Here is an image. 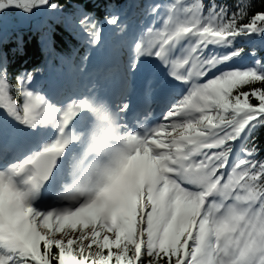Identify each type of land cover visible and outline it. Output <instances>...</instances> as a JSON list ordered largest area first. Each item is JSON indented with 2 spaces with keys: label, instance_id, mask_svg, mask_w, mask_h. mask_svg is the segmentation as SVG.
Instances as JSON below:
<instances>
[{
  "label": "snow or ice",
  "instance_id": "6c2138e0",
  "mask_svg": "<svg viewBox=\"0 0 264 264\" xmlns=\"http://www.w3.org/2000/svg\"><path fill=\"white\" fill-rule=\"evenodd\" d=\"M130 4L147 21L135 33L118 4H108L98 17L79 2L69 10L57 0H0V13L48 12L89 53L107 49L113 69L125 53H131L130 71L141 58L155 57L180 82L173 93L180 98L169 100L154 126L128 118L131 86L125 82L114 107L126 117L123 147L106 184L89 197L67 200L57 191L58 176L44 186L47 171L37 170L30 196L44 200L46 210L32 203L15 229L6 221L12 197L30 182L28 169L64 145L40 141L25 153L13 145L16 131L0 126V264H264V64L231 65L242 48L208 50L264 35V9L253 11L250 0ZM54 31L49 25L41 32L45 53L54 51ZM86 69L87 57L77 71ZM40 71L23 73L14 87L0 57V108L10 117L30 129L51 128L56 138L73 109L87 106L111 122L103 105H113L98 84L49 96L36 79ZM149 109L146 104L145 116Z\"/></svg>",
  "mask_w": 264,
  "mask_h": 264
},
{
  "label": "trees",
  "instance_id": "16d2710c",
  "mask_svg": "<svg viewBox=\"0 0 264 264\" xmlns=\"http://www.w3.org/2000/svg\"><path fill=\"white\" fill-rule=\"evenodd\" d=\"M57 2L69 10L74 3L79 2L87 10L95 11L98 17L106 14L108 4H118L125 11V18L132 22V27L145 21L140 9L131 6L130 0H57ZM157 2H165V0H157ZM208 2L210 0H205L206 4ZM218 2L231 4L233 0H218ZM250 2L254 6L253 11L264 9V0H250ZM39 18H41L40 28L37 29L31 23ZM49 25L55 28L54 51L45 53L42 49L40 35ZM233 48L244 50L237 58L243 66L253 67L256 60L264 64V35L238 37L232 48L219 47L215 53L227 54ZM124 55L122 62L125 59ZM61 56L65 57L64 62H61ZM87 56L88 48L75 40L65 30L63 24L54 20L48 12L44 14L43 11L37 10L29 15L20 9H13L7 13H0V57H3L4 67L14 87L18 86V78L23 73H31L39 68L41 70L39 74L46 75L51 72L64 77L69 84L67 89L70 91H87L83 73L77 71L81 60ZM54 93H59V91L56 90ZM19 100L23 103L22 94ZM260 136L264 139V130H261Z\"/></svg>",
  "mask_w": 264,
  "mask_h": 264
},
{
  "label": "clouds",
  "instance_id": "9594fccd",
  "mask_svg": "<svg viewBox=\"0 0 264 264\" xmlns=\"http://www.w3.org/2000/svg\"><path fill=\"white\" fill-rule=\"evenodd\" d=\"M117 116L118 132L101 137L94 133L93 121L89 112H83L72 125V131L61 130L60 137H55L56 143L64 145L63 151L47 152L32 168L27 175L30 182L23 188L17 189L18 195L12 197L14 204L10 208L7 218V227L15 229L17 223L28 212L33 201L30 196L31 179L40 169L47 171L43 185L46 186L53 178L58 176L56 185L58 193L67 200H79L89 197L99 191L107 182L110 170L115 169L118 161L115 153L122 147V136L125 133L124 114L113 109ZM33 130H38L33 127ZM43 129L47 130L45 126ZM3 175V173H0ZM5 227V217L0 209V228Z\"/></svg>",
  "mask_w": 264,
  "mask_h": 264
},
{
  "label": "rangeland",
  "instance_id": "374dc122",
  "mask_svg": "<svg viewBox=\"0 0 264 264\" xmlns=\"http://www.w3.org/2000/svg\"><path fill=\"white\" fill-rule=\"evenodd\" d=\"M186 46H187V44L185 45V47H186ZM229 63L231 64L232 62H229ZM231 65H232V64H231ZM218 67H220V68H224L225 65H219ZM212 71H215V69H213ZM41 107H42V106H41ZM3 117L12 118V117H10L6 112H5V114H4ZM44 130H45V129H44ZM45 131H46V135H47L48 133L52 134L54 130L51 129V128H48V129L45 130ZM28 133H32V134L35 136L36 133H37V130L29 129ZM46 141H50V138L47 139V137H46ZM1 160H2V159H0V161H1ZM36 207H37L38 209H40V210H46V209H44L43 207H41L40 204H38V203H37Z\"/></svg>",
  "mask_w": 264,
  "mask_h": 264
},
{
  "label": "bare ground",
  "instance_id": "6f19581e",
  "mask_svg": "<svg viewBox=\"0 0 264 264\" xmlns=\"http://www.w3.org/2000/svg\"><path fill=\"white\" fill-rule=\"evenodd\" d=\"M177 55H178V49H177ZM153 58H155V57H147V58L145 59V61L143 62V65L146 66L147 62H148V61H151V59H153ZM161 64H162V63H161ZM162 65H163V64H162ZM138 69H139V70L142 69V66L140 65V66L138 67ZM101 123H102V121H101Z\"/></svg>",
  "mask_w": 264,
  "mask_h": 264
}]
</instances>
